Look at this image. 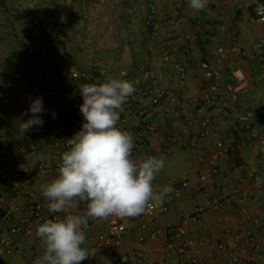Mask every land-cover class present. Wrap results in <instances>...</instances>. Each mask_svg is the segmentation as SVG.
<instances>
[{"label": "crops", "instance_id": "1", "mask_svg": "<svg viewBox=\"0 0 264 264\" xmlns=\"http://www.w3.org/2000/svg\"><path fill=\"white\" fill-rule=\"evenodd\" d=\"M137 1L138 21L133 25L126 17L129 0H0V127L5 126L7 144L15 159L30 167L44 159L62 161L67 150L58 153L48 145L58 147L71 139L83 123L63 111L67 101L62 92L68 91L72 100L80 94L72 72L86 71L93 83L107 82L108 77L132 83L149 68L154 86L185 90L188 101L166 112L144 92L141 105L149 114L139 117L121 109L117 127L131 133L133 159L163 160L153 187L173 189L156 201L169 210H159L153 218H122L128 227L122 242L99 248L98 236L108 231L110 217L90 219L82 247L96 251L101 264H130L136 246L149 255L145 264H154L167 258L165 231L171 233L203 208L204 217L189 221L186 235L175 239L177 245L193 239L192 249L202 251L204 264H225L236 246L254 256L245 264H264V47H258L264 42V23L252 21L264 0H207L201 11L192 9L190 0ZM68 5L74 10L71 24L58 33L56 25ZM150 18L159 26L158 37ZM28 44L36 50L30 68L23 66ZM165 50L174 58L165 61ZM182 66L187 69L184 79ZM29 96L42 97L46 110L40 114L44 124L34 139L35 149L25 135L36 126L25 132L19 126L31 118V113L22 116L30 107ZM205 117L215 121L210 134L202 136ZM219 139L232 142L235 152L217 159L215 174L206 159ZM7 160L0 157V168ZM55 177H33L27 193L42 200L40 186ZM0 187L11 192L5 204L13 211L11 221L0 229V239L13 238L15 246L9 253L0 245V264H33L42 248L36 233L9 232L30 216L31 203L14 192L13 181L1 170ZM235 193L236 198L226 201ZM46 205L41 223L53 214ZM74 211L83 214L85 206ZM138 232L143 240L137 239ZM241 233L245 237L238 239Z\"/></svg>", "mask_w": 264, "mask_h": 264}, {"label": "clouds", "instance_id": "2", "mask_svg": "<svg viewBox=\"0 0 264 264\" xmlns=\"http://www.w3.org/2000/svg\"><path fill=\"white\" fill-rule=\"evenodd\" d=\"M206 4L207 0H190L195 11L204 10ZM79 91L85 122L66 141L68 150L62 153L58 175L40 186L48 210L64 216L37 225L42 254L33 264H81L95 255L82 247L90 219L139 216L152 207L150 202L163 200L173 190H154L153 181L164 167L163 160L155 156L133 159V137L117 127L119 110L135 92L133 84L108 77L103 83H81ZM28 100L30 107L22 116L31 113V118L19 124L24 132L42 127L40 114L46 111L42 97L29 96ZM81 204L85 211L76 214L74 210Z\"/></svg>", "mask_w": 264, "mask_h": 264}, {"label": "built area", "instance_id": "3", "mask_svg": "<svg viewBox=\"0 0 264 264\" xmlns=\"http://www.w3.org/2000/svg\"><path fill=\"white\" fill-rule=\"evenodd\" d=\"M264 5V4H261ZM153 9L154 6L152 7ZM74 14V10L71 5H68L65 9V13L60 18L59 22L56 25V32L60 33L63 31L65 27H69L71 24V17ZM139 14V6L137 0H129V4L126 8V17L127 21L130 24L135 25L138 21ZM260 21L264 23V8H261L258 5L255 9V16L252 18V21ZM149 26L151 27L152 33L155 37L159 36V26L154 24L151 21V18L148 21ZM259 48L264 47V42L258 44ZM35 47L31 44L27 45L26 48V59L23 63V66L30 65V61L35 55ZM162 57L165 61H169L174 58V54L168 50L163 51ZM30 68V67H29ZM125 74V73H124ZM181 75L182 79H184L187 75V69L185 67H181ZM72 78L77 82V89L79 90V85L81 83H93L89 74L86 71L74 70L72 72ZM154 75L151 69L145 68L142 71V75L134 78L132 80V84L135 87V92L132 96L127 98L126 103L122 106V109L128 115H135L139 117H146L149 114V109L143 105H141V99L144 92H148L151 97V101L156 105H162L166 112H169L172 108H177L182 104H185L188 101V95L185 90L182 89H164L161 87H156L153 85ZM80 93V91H79ZM61 97L67 101L63 105V111L67 114H74L83 122H85L83 115L80 112V105L83 104V99L81 94L75 100L71 99V95L68 91H63ZM0 108H2V100H0ZM203 108L200 107L199 112H202ZM120 111V110H119ZM122 118L120 116L119 121ZM118 121V122H119ZM215 119L213 117H205L201 120L202 125L205 130L202 133V136H207L210 134L209 125L214 122ZM5 126L0 127V157L7 158V162L0 168L3 176L6 179H10L13 181L14 192L17 194H24L27 196L29 203H31L30 207V216L23 218L19 221L18 224L12 226L9 229V232L12 236L19 235L21 233L30 236L36 233V228L38 224H41L42 218V208L46 201L41 193L42 200L37 201L34 199V195L27 193L26 185L33 177H41L44 175H58V166L62 161L59 162H51L47 159H44L38 162L36 165L30 167L25 165L24 163L17 161L13 155V151L7 144V139L4 134ZM40 128L35 127L33 130L26 133L25 138L30 141L29 147L31 149L36 148V143L34 141L35 137L39 134ZM255 135H257L255 133ZM68 140V139H67ZM64 140L61 145L54 146L53 144L48 145L49 149H56L58 153L62 150H68V146L66 141ZM235 152V146L232 142L219 139L216 142V148L211 153V155L206 159L207 162L213 167L214 173L218 174V169L216 168L217 159L221 156H228ZM155 190V189H154ZM11 196V192L0 187V229L4 226L5 223L11 221L13 217V211L11 208L6 206V201ZM237 194H233L226 201L231 198H236ZM152 207L147 209L145 213L136 216L130 217V219H146L157 217L159 210L163 212H167L169 207L167 205L160 206L156 201L150 202ZM205 210L203 208H199L197 212L193 215L187 216L184 221V224L174 228L171 233L170 230H166L167 234L165 239V249L167 251V258H163L160 261L154 264H190L187 262V259L193 261L192 264H204V255L200 249L193 250V246L196 242L193 239L183 240L181 243L177 245L175 239L179 237H184L187 233V225L191 219H199L204 217ZM60 217V213L52 214L50 219H55ZM128 233L127 224L120 217H110V223L108 231L105 234H100L98 236V244L97 247L103 245H111V244H120L126 234ZM171 234V237L168 235ZM137 239L143 240L144 237L141 232L136 234ZM245 237L244 233L238 235V239H243ZM0 245H4L7 247V251L12 253L15 250L14 239H0ZM131 253L133 254V259L130 264H145V262L149 259V255L145 252L138 250L136 246H132ZM42 254V248L38 255ZM94 256L82 261L81 264H101L97 261L96 251H94ZM254 256L249 255L243 248L234 247V251L232 253L231 258L225 264H245L247 261L253 259Z\"/></svg>", "mask_w": 264, "mask_h": 264}]
</instances>
